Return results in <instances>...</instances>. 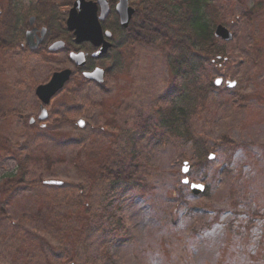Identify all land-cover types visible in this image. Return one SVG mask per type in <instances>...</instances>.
<instances>
[{
    "label": "rangeland",
    "instance_id": "374dc122",
    "mask_svg": "<svg viewBox=\"0 0 264 264\" xmlns=\"http://www.w3.org/2000/svg\"><path fill=\"white\" fill-rule=\"evenodd\" d=\"M203 11L212 35L221 24L232 40L216 39L221 58L196 74L201 98L170 75L175 52L160 40L127 38L116 66L96 63L108 71L101 84L74 72L65 50L29 59L0 48V187L20 169L33 183L0 191V264H264V0H206ZM63 69L72 77L43 126L29 125L36 86ZM181 105L176 129L161 123ZM107 165L127 166L136 186H112ZM184 177L206 192L190 193Z\"/></svg>",
    "mask_w": 264,
    "mask_h": 264
},
{
    "label": "trees",
    "instance_id": "16d2710c",
    "mask_svg": "<svg viewBox=\"0 0 264 264\" xmlns=\"http://www.w3.org/2000/svg\"><path fill=\"white\" fill-rule=\"evenodd\" d=\"M205 5L206 0H141V14L135 17L126 32L130 42L149 44L160 40L164 45L171 46L175 53L168 56L170 75L176 79L181 78L184 82H190L191 92L196 95V98H201L199 89L195 86L196 74L204 69L208 61L215 59L218 61L222 54L216 50V39L212 35V30L205 27L203 11ZM68 37V34L65 35L66 39ZM114 61L116 66L118 59ZM161 115V123L174 129L178 127L176 122L187 116L182 105L165 110ZM231 144L236 146L234 143ZM193 145L198 156L204 158L208 152L205 144L197 140L193 142ZM19 163L18 166L23 169V163L21 161ZM85 168L80 167L84 172ZM101 169L106 172L107 177L111 178L112 186L123 187L125 190L131 189L133 185L136 186V181L133 180L127 166L112 169L107 165L102 166ZM18 172V176H8L7 182L0 187L2 193L11 195L20 187L33 185L24 181L22 175L24 173L21 169ZM0 214L3 216V213L0 212Z\"/></svg>",
    "mask_w": 264,
    "mask_h": 264
},
{
    "label": "flooded vegetation",
    "instance_id": "af4514ba",
    "mask_svg": "<svg viewBox=\"0 0 264 264\" xmlns=\"http://www.w3.org/2000/svg\"><path fill=\"white\" fill-rule=\"evenodd\" d=\"M76 0H0V29L8 43L0 39V48L17 49L30 57H42V54L53 55L59 54L65 50L67 56L70 52H83L85 56V65L81 69L76 68V73L82 76L84 73L94 71L97 62L103 61L109 55L102 58L93 57L92 55L99 50L90 44H76L72 33L66 29L65 21L69 10ZM85 2L96 3L98 0H84ZM119 0H105L108 14L104 21L100 22L103 33H110L105 41L111 44L110 53L123 47L126 42V31L119 25V18L116 12V6ZM65 3L68 7L65 15L60 12L61 6ZM141 0H129L128 7L134 10L131 21L139 13ZM100 15V8L97 7V16ZM9 19V20H8ZM8 20V23L6 21ZM69 35L68 39L65 35ZM63 42L59 50L52 51L50 48L58 43ZM107 70H104V74ZM73 74V72H72ZM88 81V80H87ZM46 83V82H45ZM43 83V84H45ZM41 85V84H39ZM40 106V105H39ZM31 118L28 120L29 125H33ZM40 126L43 124L40 123Z\"/></svg>",
    "mask_w": 264,
    "mask_h": 264
},
{
    "label": "water",
    "instance_id": "95a60500",
    "mask_svg": "<svg viewBox=\"0 0 264 264\" xmlns=\"http://www.w3.org/2000/svg\"><path fill=\"white\" fill-rule=\"evenodd\" d=\"M104 2V3H103ZM99 4L101 6L100 16H96V6ZM95 3H86L84 0H77L71 10L69 11L67 20H66V28L72 32L75 43L79 44L82 42H89L93 46H100L102 47L93 54V57L103 55L107 52L108 48H110V44L104 42L102 38V33L99 25V21L103 20L107 14V7L105 0H99ZM117 12L120 16V24L123 28H126L131 16L133 14V10L127 8V0H119L117 4ZM108 35V33H106ZM214 36L224 42L231 41L232 34L230 31L222 26L217 25L214 30ZM64 46V43L58 42L54 44L50 50L56 51ZM84 54L80 53H70L69 57L74 62V64L78 67L84 65ZM71 75L70 70H63L61 72L54 73L50 79V81L45 84L37 87L36 89V96L40 100L42 107L40 111V115L38 120L42 121L47 118L46 109L44 106L48 105L51 98L60 91L64 84L69 80ZM86 77L89 79H94L97 82H102L103 80V72L100 69L94 70L90 74H85ZM222 83V79L218 78L214 81V85L217 87ZM227 87L232 88L235 86L234 82H226ZM32 122V121H31ZM78 126L83 127V122L78 121ZM212 158V155L209 157ZM188 167L184 164L182 169V173L186 174ZM47 185H59L60 183L57 181H45ZM183 184H188V179H184L182 181ZM190 192L194 195L202 194L204 191V186L202 184H189Z\"/></svg>",
    "mask_w": 264,
    "mask_h": 264
}]
</instances>
